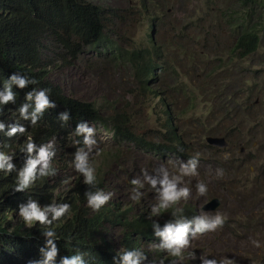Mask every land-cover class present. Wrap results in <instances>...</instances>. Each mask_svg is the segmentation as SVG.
I'll return each mask as SVG.
<instances>
[{
	"label": "rangeland",
	"instance_id": "1",
	"mask_svg": "<svg viewBox=\"0 0 264 264\" xmlns=\"http://www.w3.org/2000/svg\"><path fill=\"white\" fill-rule=\"evenodd\" d=\"M154 1V11L147 15L139 9L140 0H101L100 4L119 9L117 16L108 17L105 23L104 45L108 44L107 35L115 46L147 49L153 55L149 24L157 18L156 23L164 26L157 27L161 31L157 41L165 63L153 60L159 70L148 86L162 98H156L143 85L138 90L141 84L131 62L111 60L98 47L84 48L78 57L66 58L67 64L55 61L50 66L51 81L66 95L93 103L104 117L119 111L128 113L133 131L147 140L164 131L167 108L163 99L167 104L179 103L183 112L181 136L186 145L180 152L186 155L184 159L177 154L160 158L132 145H117L110 129L90 124L96 140L89 153L91 166L100 170L106 193L111 192L113 201L124 210L130 207L133 215L161 221L170 216L171 206L159 215L152 213L158 194L145 182L143 172L160 180L168 171L172 179L179 174L181 163L188 164L199 153L198 175L184 176L177 184L178 189H191L189 199L178 207H184V212L200 211L199 216L208 213L210 223L218 214L225 221L215 231L195 236V227H191L190 246L182 249L175 264H203L204 259H215L217 264L222 259L234 264H264V92L259 90L264 87V31L259 50L240 60L233 51L235 31L218 18L216 11L222 12L235 4L234 0ZM170 62L172 78L160 76V67ZM177 88L181 89L178 93ZM207 136L224 139L229 143L225 151L232 146L233 151L225 155L218 147L209 146ZM241 148L245 149L242 153ZM77 149L69 140L63 156L74 155ZM67 178L64 172L56 178L65 192L70 191ZM133 179H139L144 187L133 185ZM200 182L207 186L205 195L198 194L196 185ZM134 188L141 194L137 200L131 199ZM213 199H219V207L203 210ZM21 221L22 217L18 224ZM253 240L260 246H254ZM151 245L158 246L156 242Z\"/></svg>",
	"mask_w": 264,
	"mask_h": 264
},
{
	"label": "trees",
	"instance_id": "2",
	"mask_svg": "<svg viewBox=\"0 0 264 264\" xmlns=\"http://www.w3.org/2000/svg\"><path fill=\"white\" fill-rule=\"evenodd\" d=\"M140 1L139 9L146 15L154 11V0ZM234 1L235 4L228 5L222 12L216 11L219 13L218 18H223L221 21L225 20L228 28L235 31L234 55L244 60L260 48V34L264 31V13H261L264 0ZM100 2L101 0H0V93L5 91L12 75L28 79L23 89L11 83V91L16 95L14 104H0V124L4 125L3 130H0L1 150L13 157L11 173H6L7 164L4 169H0V264H43L46 253L51 250L48 240L54 238L47 237L46 232L49 230L54 231L59 238V242L54 243L57 255L51 264H61L63 258L72 256H80L83 264H123L122 256L125 251L133 252L136 246L143 245L142 242L152 244L158 239L157 230L151 232L152 223L143 217L133 216L130 207L124 210L120 204L109 201L98 212H91L86 208V192L107 190L100 170L96 171V187L86 185L80 178L70 192L57 198L63 200L60 204L67 203L71 206L70 212L60 220L53 221L49 229L39 222L35 227L32 224L27 226L24 220L20 224L12 223L19 216V206H27L29 200H35L42 208L53 204L48 184L35 190L26 188L20 192L15 191L18 182H12V179L16 177V164L27 154L26 144L29 140L36 143L37 149L53 139L64 147L70 140L78 148H85L83 137L75 134L77 124L85 122L110 129L117 145H132L160 158L169 154H177L182 159L186 157L180 152L186 145L181 136L183 112L179 103L167 104V99H163L167 108L164 131L158 133L154 140H147L133 131L128 113L119 111L104 117L103 112L93 103L66 95L59 85L51 81L50 66H54L55 61L67 64L66 58L78 57L84 48L98 47L111 60L131 62L136 67V75L141 84L138 90H142L143 85L156 98H162L155 90H149L148 86L159 70L153 60H159L162 56L157 41L158 32L161 31L157 27L163 29L164 26L156 23L157 18H153L152 24H149L148 36L151 38L153 55L147 49L125 50L115 46L107 35L108 44L104 45L105 23L108 17L110 20L115 18L119 9L104 7ZM248 6L249 11L246 10ZM227 10H231L230 14L224 17ZM175 58H178L177 54ZM160 61L164 62L163 58ZM171 66L170 62L160 67V76L172 78ZM43 90H47L46 95L56 107L47 108L37 124L32 125L31 120L26 121L20 117L18 109L28 103V115L31 116L35 100L33 98L29 102L26 96ZM180 90L177 88L176 92ZM259 90L264 92V87ZM65 111L70 114L67 121L60 119ZM18 125L26 128L25 133L20 135L17 132L15 136L9 137L7 134L12 127ZM36 154L34 152L32 155ZM115 157L118 158V155ZM63 158L65 160L61 156L59 162ZM55 184L61 186L60 182ZM179 214L183 215L184 221L182 210L178 214L171 213L170 217L159 222L161 229L172 220L175 223L179 221ZM47 216L52 217V213H47ZM163 243L162 238L161 244ZM152 247L147 251L146 259L140 258L139 264H175L174 259L180 257L170 255L159 246Z\"/></svg>",
	"mask_w": 264,
	"mask_h": 264
},
{
	"label": "clouds",
	"instance_id": "3",
	"mask_svg": "<svg viewBox=\"0 0 264 264\" xmlns=\"http://www.w3.org/2000/svg\"><path fill=\"white\" fill-rule=\"evenodd\" d=\"M33 83L36 81L32 80ZM11 83H15L19 88H25L28 83L27 78H18L16 75H12L10 78V83L6 84L5 91L0 93V104L7 105L9 103L16 102V95L11 91ZM47 90L40 91L39 93H28L26 100L31 102L33 98L35 100L34 111L31 116L28 115L29 104H23L19 109L20 117L23 120H31V124H37L38 120L43 115L44 111L47 108H54L56 104L49 99V96L46 95ZM67 111L61 114L60 119L67 121L69 117ZM4 125L0 124V130H3ZM26 131L24 126L18 125L17 127H12L11 131L7 134L9 137L15 136L17 132L20 135H23ZM76 135L83 137V144L88 151H85V148H78L74 155L68 156L67 158H60L64 155L65 147L60 143H57L56 140H51L48 144L40 145L39 149L36 148V143L32 140H29L26 144L27 154L22 156L21 160L16 164V177L12 179L13 181L18 182L15 191L20 192L26 188L36 189L41 185L49 186L48 190L53 195V204L42 208L38 205L35 200H29L27 206H19V216L13 220V224H18L17 221L22 217L27 226L33 225L36 226V223L39 222L41 225H44L46 228H50L53 221L60 220L66 214L70 212L71 206L67 203H63V200L57 199L59 196L64 197L65 192L61 186H56L55 183L58 182L57 177H61L62 172L66 173L68 177V184H70V191L73 188L76 181L84 182L86 185L96 187V171L91 166V161L89 158V153L91 152L92 147L96 144L95 140V129L89 127L85 122L77 124ZM217 138L215 136H207L205 138L206 143L209 146L217 147L216 145L209 144L207 138ZM225 141V140H224ZM226 142V141H225ZM2 139L0 137V169H4L5 164H7V172L11 173L13 171V165L11 164L12 156L4 154L1 150ZM245 149L243 148V151ZM241 150V153L243 152ZM36 152L37 154L33 156L32 154ZM199 153L196 154V157L189 159L188 164L181 163L179 165L178 175H174L172 179H169V172L164 171L163 179L157 180L148 175L146 171L143 172L145 182L148 183L152 189L158 194V202L152 208V213L154 215H159L162 210L170 209L173 214H178L180 210L183 211V215L179 214L180 219L175 223L174 220L170 221L165 225V228L160 227L158 221L149 220L152 223L151 232L157 230L156 235L158 239L156 243L162 250H166L172 256L182 255V249L190 246V241L188 240V232L191 227H195L193 236L197 234H204L206 232L215 231L218 227H222L225 221V217L221 215H216L212 222H209L208 213H202L200 216V211L189 210L184 212V207H178L183 200L187 201L191 195L190 188H177V184L182 183V177L184 176H196L198 175V164H199ZM10 161V162H9ZM66 165V168L64 167ZM60 166V168H59ZM131 183L135 186L144 187L140 183L139 179H133ZM159 184V188H157ZM199 195H205L207 193V186L203 182L197 183L196 185ZM69 191V192H70ZM106 189H97L95 192H86L88 204H85L86 208L91 212H98L102 207H104L109 201H113L112 193H106ZM135 193L131 199L137 200L141 197V194L136 191V188L133 189ZM175 205V206H173ZM51 212V216H47V213ZM136 216V215H133ZM171 216V214H170ZM169 216V217H170ZM141 218L140 216H136ZM164 221V220H163ZM16 222V223H15ZM22 223V221L20 222ZM190 231L189 233H191ZM47 237H54L48 240V246L50 251L46 253V258L43 264H51L54 258L57 255V248L54 243L59 242V238L54 231H47ZM160 236V237H159ZM161 237L164 240V243L161 244ZM253 245L259 247V242L253 240ZM143 245H138L135 248V251L128 252L125 251L122 256L123 264H139L141 257L146 259V253L149 248H153L149 242H142ZM161 244V245H160ZM176 259V258H175ZM181 259V258H180ZM176 263V262H175ZM61 264H83L80 256H72L71 258H63ZM148 264H162V262L148 263ZM203 264H217L215 259H204ZM220 264H234L232 260L222 259Z\"/></svg>",
	"mask_w": 264,
	"mask_h": 264
},
{
	"label": "water",
	"instance_id": "4",
	"mask_svg": "<svg viewBox=\"0 0 264 264\" xmlns=\"http://www.w3.org/2000/svg\"><path fill=\"white\" fill-rule=\"evenodd\" d=\"M206 140L209 144H213V145H216L217 142L219 141H224V139L222 138H211V137L207 138ZM219 205H220L219 199H213L206 206L203 207V210H209L211 208L215 210L219 207Z\"/></svg>",
	"mask_w": 264,
	"mask_h": 264
},
{
	"label": "flooded vegetation",
	"instance_id": "5",
	"mask_svg": "<svg viewBox=\"0 0 264 264\" xmlns=\"http://www.w3.org/2000/svg\"><path fill=\"white\" fill-rule=\"evenodd\" d=\"M229 145V143L225 142V141H219L217 142L216 146L218 147V149L222 150V153H224L225 155H228L230 152L233 151V146L230 148V150H228V152L225 151V148H227ZM241 150L243 151V149L241 148Z\"/></svg>",
	"mask_w": 264,
	"mask_h": 264
}]
</instances>
